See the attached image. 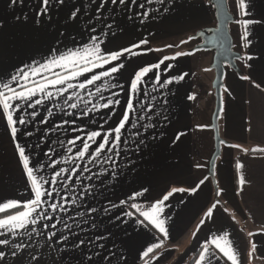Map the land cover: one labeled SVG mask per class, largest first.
Here are the masks:
<instances>
[{
  "label": "crops",
  "instance_id": "obj_1",
  "mask_svg": "<svg viewBox=\"0 0 264 264\" xmlns=\"http://www.w3.org/2000/svg\"><path fill=\"white\" fill-rule=\"evenodd\" d=\"M9 2L10 0H0V19L5 22L4 28L0 30V75L14 71L15 66H22L23 63L30 62L32 57H39L41 54H46L47 51V42L34 40L35 34L32 31L31 19L26 22L23 19L21 21L15 20V16L22 17L23 13L29 11L28 5L32 4L33 0H25L23 8L17 6L14 10L8 9ZM77 2L80 3V0ZM140 3L144 4L143 9L138 6L132 7L135 22L127 20L126 15H116L115 23L118 27L113 29L116 31V35L113 37L109 32L104 47L118 49L146 38L149 40V44L145 48L163 49L162 44L165 42L175 39L187 40L189 36H193L198 31L216 25L215 15L209 0H164L163 4L159 0H152V3H148L147 0H137V5ZM165 8L168 11H164ZM230 9L236 20L241 19L235 10L234 1L230 2ZM251 10L257 18L264 14V0H255V7ZM143 11H148L149 16L144 20V23H140L141 18L137 17L136 13ZM102 15H107V13H102ZM112 15L108 16V22H112ZM97 28L98 30L102 28V24H98ZM120 28L123 29L122 32L119 30ZM254 28V35L257 40L264 37V27L254 26ZM231 31L235 48L239 53L243 55L245 52H249L259 55L258 46L255 44L250 49L241 47L239 33L242 29L239 25L233 24ZM77 39L87 40V33H84L83 37L78 36ZM190 49L181 51L187 52ZM165 55L171 56L173 54H167L164 51H152L147 52L146 55L130 57L125 62V69L122 70L123 75H117V80L124 85L123 90L107 89L102 82H97L101 86L104 100L99 99L100 94H96L94 97L87 96V91L95 92V86H89L87 90L81 92L84 99L91 100L94 104H103L108 98H112V92H120L121 106L112 109L115 116L110 115L109 109H99L86 116L82 115L81 109L84 107L82 102L80 108L76 110L66 109L67 112L73 113L72 116L65 115L60 110L63 107V96L55 101L58 104L56 108H52V102L49 101H45L43 106H37L36 111L39 115L27 129L33 131L34 135L31 137L18 135L17 137L19 142L24 145L31 144L34 146L43 140L40 149L34 147L29 149L33 156V163L37 160L46 164L50 163L51 161L44 156V152L51 147L55 149L52 159L61 160V163L56 165L57 170L60 167L71 169L76 165H79L81 169L71 178L70 187L73 191L71 193L62 191L61 195L79 197L85 185H93L92 195H84L83 206L68 203L66 213H49L53 215V220L47 221V223H54L59 218L61 223L57 225L59 229L57 238L64 231L63 225L65 223L77 232L79 231L77 224H80L86 230L85 233H81V236L92 235L94 233L89 231V225L84 224L83 219H88V208L96 207L98 211L91 215L95 217L98 230L105 233L111 230L115 234L114 239L117 244H120L121 241H127L129 236L135 237L138 241L136 246L131 249L122 246L124 247L123 254L128 258V264H143L138 259V249L141 244L154 242L152 234L134 223L135 216L131 218L122 217L127 223L116 221L115 223L119 224V227L114 226L112 221L116 215H122L123 211H134L127 205L111 209L110 215L102 214V208L110 207V202L119 204L120 200H125L135 191H139L142 185L149 187V193L145 194L144 197L137 198L136 201H129V203L147 205L172 187L191 188L198 185L199 181L203 179L205 182L203 185H199L196 194L191 192L176 193L167 202L170 207L166 209L165 214L171 217L169 220L170 236L166 240L164 248L159 250L162 252L160 260L154 261V264H194V260L200 251V245L206 238H210V230L218 233L227 231L231 234L235 247L241 252V264H245L249 248L248 242H256L258 249L254 257L251 258V264H264V235L248 236L249 232L260 233L261 229H264V153H251L254 148H264V82L258 74L244 67L242 61L238 64L244 75H250L252 81L261 84V88H256L252 81L242 80L235 72L227 69L224 82L228 92L224 91V87V111L220 118V133L228 144L222 147V155L217 161L215 171L218 189L219 191L222 190L219 195L221 203L214 210L213 218L206 220L200 231L196 233L195 238H193V232L200 221L205 219L204 214L215 199L213 182L207 176L209 161L215 151L214 132H210V124H212L215 110V94L212 96L209 92L212 88L214 74L210 76L204 73L205 70L199 65L197 54L191 57H180L175 61H166V64L176 65L172 72H166L163 65L158 70L161 74V81L167 76L179 74L181 71L188 72V76L180 84H173L162 90L167 92L168 104L162 108L154 109V112L166 110L165 114L168 115L170 122L165 121L163 128L149 129L148 132H143L141 129V138L147 140L148 147L143 148L138 154L131 150L133 148L132 140L135 139L132 133L135 132V129L130 126L127 127L116 164L119 172L118 179L113 180L111 178L112 165L103 162L100 164L89 163L88 167L93 173L98 174L104 169H108L106 174L100 175L99 178L93 176L91 181L84 179L90 174L82 171L84 165L91 158L89 156H86L83 161L74 160L70 163H63V157H74L75 152L80 147V141H77L75 146L68 145L69 139L84 136L85 132L92 130L106 132L116 122L124 101L128 98L129 78L133 69H138L139 66H144L150 62H157ZM208 60L210 61V58ZM102 70L97 69L96 71ZM91 75L92 73L86 74L88 77ZM151 77L152 73H149V76L145 78L146 82L143 84L142 90L137 94V111L131 117L132 122H137V118L143 115L140 101H144V107H147V104L152 103L151 96L154 95L157 97L155 103L160 104V92H152L154 81ZM84 80L85 76H82L74 82ZM64 95H68V93ZM188 95H195L196 99L189 100ZM49 108L53 113L51 117L47 116ZM41 118L47 120V123H39ZM158 119V116H153V119L149 121L145 117L138 122L156 123ZM64 120H75V124L69 123L61 128H56V125H61ZM201 125H207V127L201 128L199 127ZM73 128L82 129V131H73ZM23 131L24 129L21 127V132ZM158 132H163L164 136H157V139L153 141L152 135ZM178 132H183L185 135L181 137L180 141L172 144L171 141ZM124 140H127L128 143L124 144ZM60 141L64 142L63 147L59 143ZM99 142L98 140L97 143ZM230 145H239V147H229ZM68 147L73 148L72 153L67 151ZM95 147L96 145L93 144L92 149ZM244 149L248 151L245 152ZM129 159L135 163L128 165ZM237 161L244 164L243 169L238 170L236 168ZM125 165L128 166L124 167ZM197 165L203 167L198 168ZM45 174L46 178L50 179L52 169L46 167ZM241 174L247 181L242 191L239 185ZM76 177H80V181H77ZM25 184L26 177L18 163L10 133L6 128L4 119L0 117V202L12 198L26 199ZM56 187H60V185L57 184ZM56 199L59 200L60 197L57 196ZM12 211L14 210H9V213H0V218L6 214H11ZM77 212H84L85 216L79 217ZM123 229H127V234ZM47 231L56 230L49 228ZM46 234L44 233L39 237L33 235L31 241L25 235L17 238L14 242L30 244V248L26 252L38 255L41 264H77L68 255L57 251L61 245L49 249L46 244ZM24 261L25 264H28L29 256L26 254ZM214 264H229V262L220 259Z\"/></svg>",
  "mask_w": 264,
  "mask_h": 264
},
{
  "label": "snow or ice",
  "instance_id": "obj_2",
  "mask_svg": "<svg viewBox=\"0 0 264 264\" xmlns=\"http://www.w3.org/2000/svg\"><path fill=\"white\" fill-rule=\"evenodd\" d=\"M147 2L152 3V0H147ZM159 2L163 4L164 0H159ZM17 6L23 8L25 0H10L7 7L9 10H14ZM133 6H138L140 9L144 8L143 3L137 5V0H87V2L80 0V3L77 0H33L32 4L28 5V12L23 13L22 17L15 16L16 21L23 19L26 22L31 19L32 31L35 34L33 38L37 42H47V51L46 54H41L39 57H32L30 62L23 63L22 66H15L14 71L0 75V117L6 123L18 163L26 177L25 188L27 193L26 199L12 198L0 202V213H9V210H14L11 214H6L3 218H0V237H3L0 238V264H25V254L29 256L28 264H41L38 255L26 252L30 248V244L14 241L25 235L31 241L33 235L39 237L44 233H47L46 244L49 249L61 245L57 251L68 255L77 264H114V261L115 264H128V258L123 254L124 247L122 246L131 249L138 243L137 239L129 236L127 241H121L120 244H117L114 239L115 234L111 230L106 233L99 231L95 223V217L91 215L98 211L96 207L88 208V219H83V223L88 224L89 231L94 234L81 236V233H85L86 230L80 224H77V228H79L77 232L65 223L63 225L64 231L57 238V231L59 230L57 225L61 222L57 218L54 223H47V221L53 220V215L49 213H66L68 203L83 206L84 195H92L93 185H85L79 197L76 195H61L62 191L66 193L73 191L70 187L71 178L77 171H81L79 165L71 169L60 167L57 170L56 165L60 164L61 160L52 159L55 149L51 147L44 152V156L51 161L50 163L46 164L40 160L33 163V156L29 149L33 147L40 149L43 140L34 146L31 144L24 145L19 142L17 137L18 135L33 136V131L27 129L39 115L36 111L37 106H43L45 101H49L52 102L51 107L56 108L58 104L55 101H58L62 96L63 107L60 110L65 115L72 116L73 113L67 112L66 109L76 110L80 108L82 102L84 105L81 109L82 115L86 116L99 109H109L110 115L115 116L112 109L121 106L120 92H112V98H108L103 104H94L91 100L84 99L81 92L87 90L89 86H95V92L87 91V96L94 97L96 94H100L99 99L104 100L101 86L97 82H102L107 89L123 90L124 85L117 80V75H123L122 70L125 69V62L130 57L146 55L147 52L152 51H163L161 48H145L149 44V40L146 38L118 49L104 47L109 32L113 37L116 35V31L113 30L118 27L115 23L116 15H126L127 20L135 22L132 15ZM214 7H219V4L214 5ZM234 7L241 17V19L236 20V24L242 29L239 33L241 47L250 49L255 44L258 46L259 52V55L245 52L238 59L243 62L244 67L258 74L264 82V37L257 40L254 35V26L264 27V14L259 15L258 18L253 15L251 9L255 7V0H234ZM164 11H168V9L165 8ZM102 13H107V15H102ZM113 13L115 15H112ZM109 15H112V22H108ZM136 16L141 18L140 23H144V20L149 16V12H137ZM4 23L0 19V30L4 28ZM98 24H102V28L99 30L97 28ZM119 30L123 31L122 28ZM84 33H87V40H78L77 37H83ZM193 39L195 37L189 36L187 40H181L176 45L167 44L165 48H179ZM199 51H201L200 48L187 52L177 51L171 56H163L157 62H150L144 66H139L138 69H133L129 78L128 98L125 99L116 122L106 132L92 130L85 132L84 136L69 139L67 141L68 145L75 146L77 141H80V147L75 152L74 157H63V163H70L74 160L83 161L86 156H89L91 158L84 165L82 171L90 174L84 179L91 181L93 176L99 178L100 175L108 172V169H104L99 174L93 173L91 168L88 167V164L93 162L112 165L111 178L113 180L118 179L119 172L116 164L121 153L122 138L127 127L130 126L135 129V132L132 133L135 139L132 140L133 148L131 150L138 154L143 148L148 147L147 140L141 138V129L143 132H148L149 129L163 128V122L165 121L170 122L168 115L165 114L166 110L154 112V109L162 108V106L168 104L167 92L162 90L167 89L170 85L180 84L188 76V72L181 71L179 74L167 76L161 81V74L158 70L163 65L166 72H172L176 65L166 64V61H175L180 57H191ZM97 69L103 70L97 72ZM204 70L211 71V69ZM88 73H92V75L90 77L86 76ZM149 73H152L151 79L154 81L152 92H160V104L155 103L157 97L154 95L151 96L152 103L147 104V107H144V101H140L143 115L137 118V122H132L131 117L137 111V94L142 90V86L146 82L145 78L149 76ZM82 76H85L84 81L74 82ZM240 79L252 81L250 75H241ZM252 82L256 88H261L260 83ZM224 91L228 92V89L225 87ZM65 93H68V95H64ZM145 94L149 95L148 93ZM229 95H231L230 92ZM187 98L189 100L196 99L195 95H188ZM29 109H32V111H29ZM220 111H224L223 103ZM52 114L51 108H49L47 116L51 117ZM153 116L159 117L156 123L138 122L145 117L151 121ZM39 123H47V120L41 118ZM69 123L75 124V120H64L61 125H56V128H61ZM21 127L24 129L23 132H21ZM199 127L206 128L207 125ZM72 130L82 131V129L76 128ZM184 135L183 132L176 133L171 143L175 144L180 141ZM157 136L163 137L164 133L153 134L151 139L155 141ZM98 140L99 143H97ZM59 143L62 147L64 146L63 141ZM123 143L127 144L128 141L124 140ZM221 143H224V141H221ZM93 144L96 145L94 149H92ZM229 147H239V145H230ZM90 149H92L91 152ZM67 151L72 153L73 148L68 147ZM244 151L247 152L248 150L244 149ZM252 151L264 153V148H254ZM134 163V161L128 160V165ZM46 167L52 169L50 179L46 178ZM197 167L203 166L197 165ZM236 168L241 170L244 168V164L237 161ZM76 179L80 181V177H76ZM204 182L202 179L198 185L191 188L172 187L147 205L135 202L129 203V201H136L137 198L144 197L145 194L149 193V187L142 185L139 191H135L125 200H120L119 204L110 202V207H103L102 214L110 215L111 209L123 205L133 209L134 211H123L122 215H116L112 222L114 226L119 227V224L115 223L116 221L127 223L122 217L131 218L135 216L134 223L151 233L154 241L140 245L138 259L143 264H154V261L160 260L162 252L159 250L164 248L165 242L170 236L169 220L171 217L165 214L166 209L170 207L167 202L176 193L191 192L196 194L199 185H203ZM246 183L244 175L241 174L239 176L241 191ZM57 184L60 187H56ZM221 191H217V197H219ZM57 196L60 197L59 200L56 199ZM219 203L220 201L217 199L207 209L204 214L205 219L200 221L193 232V238H195L196 233L200 231L206 220L213 218L214 210ZM77 216L84 217L85 213L77 212ZM49 228L56 231L49 232L47 231ZM123 231L127 234V229H123ZM257 234L264 235V229H261L260 233L249 232L248 236L251 237ZM54 238H56L55 242H53ZM248 244L245 264H251V258L254 257L258 249L256 242L249 241ZM9 257H11V260H9ZM220 259H225L229 264H241V252L235 247L229 232L218 233L210 230V238H206L200 245V251L194 260V264H214Z\"/></svg>",
  "mask_w": 264,
  "mask_h": 264
},
{
  "label": "water",
  "instance_id": "obj_3",
  "mask_svg": "<svg viewBox=\"0 0 264 264\" xmlns=\"http://www.w3.org/2000/svg\"><path fill=\"white\" fill-rule=\"evenodd\" d=\"M234 0H209L215 15L216 25L198 31L193 35L195 41L199 43L192 49L200 48L201 51L213 53V62L209 69L214 72V80L212 89L215 94V110L212 118L211 129L214 132L215 151L209 161L207 176L212 180L215 188L214 202L220 198L216 193L219 191L216 182V164L222 155L223 145L228 143L222 138L220 133V111L223 103V89L225 87V76L227 69L232 70L238 76L244 75L239 67V56L242 54L235 50L234 38L231 31V26L236 23V18L230 9V2ZM219 4V7L214 5ZM224 141V143H221ZM221 203V201H220Z\"/></svg>",
  "mask_w": 264,
  "mask_h": 264
},
{
  "label": "rangeland",
  "instance_id": "obj_4",
  "mask_svg": "<svg viewBox=\"0 0 264 264\" xmlns=\"http://www.w3.org/2000/svg\"><path fill=\"white\" fill-rule=\"evenodd\" d=\"M181 40H186V39H175V40H171V41L163 43L162 44L163 51L165 53H167V54H174L177 51L186 50V49H190V48L192 49V48H194L196 46V44L199 43L198 41L191 40L189 43L181 45L179 48H175V47H173V48H165V45H167V44L176 45V44H179ZM235 50H236V48H235ZM196 54H197V56H199V65L202 68H204V69H209L211 64H212V58H213L212 57V53L211 52H205V51H199ZM208 58H210V61L208 60ZM204 73H206V74H208L210 76L214 74L213 71H204ZM212 90L213 89L210 88L209 92H210V95L212 94V96H214V92ZM210 125H212V124H210ZM210 132H213V130L210 129Z\"/></svg>",
  "mask_w": 264,
  "mask_h": 264
},
{
  "label": "trees",
  "instance_id": "obj_5",
  "mask_svg": "<svg viewBox=\"0 0 264 264\" xmlns=\"http://www.w3.org/2000/svg\"><path fill=\"white\" fill-rule=\"evenodd\" d=\"M251 153H253V154H263L261 152H253V151Z\"/></svg>",
  "mask_w": 264,
  "mask_h": 264
}]
</instances>
